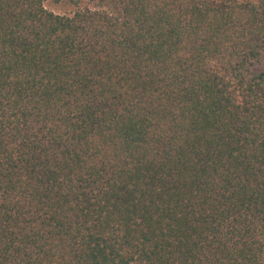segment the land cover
Masks as SVG:
<instances>
[{
  "label": "trees",
  "instance_id": "1",
  "mask_svg": "<svg viewBox=\"0 0 264 264\" xmlns=\"http://www.w3.org/2000/svg\"><path fill=\"white\" fill-rule=\"evenodd\" d=\"M0 0V264H264V0Z\"/></svg>",
  "mask_w": 264,
  "mask_h": 264
},
{
  "label": "rangeland",
  "instance_id": "2",
  "mask_svg": "<svg viewBox=\"0 0 264 264\" xmlns=\"http://www.w3.org/2000/svg\"><path fill=\"white\" fill-rule=\"evenodd\" d=\"M88 0H79L78 5H85ZM46 5L49 9L58 13H71L76 9V4L72 0H47Z\"/></svg>",
  "mask_w": 264,
  "mask_h": 264
}]
</instances>
